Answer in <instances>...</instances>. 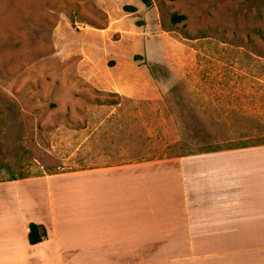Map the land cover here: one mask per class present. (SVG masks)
Returning <instances> with one entry per match:
<instances>
[{"label":"rangeland","instance_id":"obj_1","mask_svg":"<svg viewBox=\"0 0 264 264\" xmlns=\"http://www.w3.org/2000/svg\"><path fill=\"white\" fill-rule=\"evenodd\" d=\"M112 57L115 76L143 78L134 60L170 88L106 91ZM242 142L264 143V0H0V176Z\"/></svg>","mask_w":264,"mask_h":264},{"label":"crops","instance_id":"obj_2","mask_svg":"<svg viewBox=\"0 0 264 264\" xmlns=\"http://www.w3.org/2000/svg\"><path fill=\"white\" fill-rule=\"evenodd\" d=\"M114 61L106 91L170 88ZM30 223L46 230L36 244ZM0 264H264V144L1 180Z\"/></svg>","mask_w":264,"mask_h":264},{"label":"trees","instance_id":"obj_3","mask_svg":"<svg viewBox=\"0 0 264 264\" xmlns=\"http://www.w3.org/2000/svg\"><path fill=\"white\" fill-rule=\"evenodd\" d=\"M139 1L141 3H143L146 7H149L151 5V0H139ZM122 9L124 11H126L127 13H134L137 11L136 7L133 5H123ZM170 18H171V21L173 23H177V22L184 20L185 16L183 14L172 13ZM133 58H134V60H138L139 56L135 55ZM258 144H264V143L246 144L245 142H242L241 145H233V146L231 145V146H226V147L214 146V147H211V148L206 149V150H201L199 152L214 151V150H220V149L238 148V147H245V146H250V145H258ZM191 153H196V152H189V153H184V154H191ZM184 154H177V155H184ZM22 177H24V176H19V177H15V176L2 177V176H0V181L1 180H14L16 178H22ZM27 237H28V241L30 244H36V243L42 241L46 237V230L42 225L30 223Z\"/></svg>","mask_w":264,"mask_h":264}]
</instances>
